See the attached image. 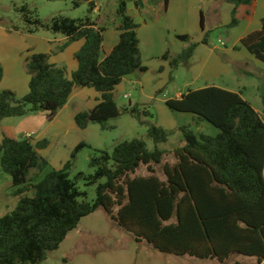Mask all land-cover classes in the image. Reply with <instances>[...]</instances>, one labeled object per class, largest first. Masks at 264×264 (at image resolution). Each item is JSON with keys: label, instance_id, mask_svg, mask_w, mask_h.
Listing matches in <instances>:
<instances>
[{"label": "trees", "instance_id": "1", "mask_svg": "<svg viewBox=\"0 0 264 264\" xmlns=\"http://www.w3.org/2000/svg\"><path fill=\"white\" fill-rule=\"evenodd\" d=\"M139 12L142 0H117L116 16L121 32L119 43L102 59L105 27H99L92 15L95 0H72L74 8L87 3L88 16L71 19L57 15L48 24L32 13L25 15V32L36 34L45 29L68 39L65 44L84 40L76 54L78 69L71 75L66 68L49 62L48 54H31L24 62L30 76L29 92L19 98L11 90L0 92V122L7 118L44 113L52 121L67 104L75 88H93L101 93V102L91 111L75 117L79 129L91 124L106 131L121 115L115 95L123 79L144 73L138 28L129 15V2ZM256 0H227L235 6L229 28L239 24L237 9ZM164 11L170 0H163ZM26 12H28L27 9ZM205 29L204 18L201 22ZM18 29V28H17ZM210 32L202 44L208 45ZM187 46L178 55L167 52L162 59L173 69L186 65L198 44L189 36H178ZM256 60L264 64V22L260 30L241 40ZM253 75L250 72H247ZM3 68L0 67V83ZM264 105V94H262ZM167 107L174 112L190 114L193 122L208 123L218 130L215 136L197 134L192 125L179 128L183 143L173 149L174 163L164 162L167 151L159 145L169 141V132L146 120L151 112L139 105L125 110L148 128L155 148L150 151L143 139L124 141L110 153L96 151L89 165L94 174L71 178L79 144L70 160L59 170H52L42 180L49 162L39 154L50 142L44 139L0 142V163L12 177L14 194L19 197L15 209L0 217V264H42L49 253L59 249L66 237L77 229L81 220L99 210L137 243L146 242L157 252L191 257L199 261L226 264L233 256L264 261V119L241 93L218 87L190 90L180 99H169ZM264 111V110H263ZM163 165L164 179L156 166ZM146 167L147 176H136ZM105 179V183H99ZM79 181L96 185L94 202L86 200ZM32 192V196H29ZM235 264H241L236 262Z\"/></svg>", "mask_w": 264, "mask_h": 264}, {"label": "crops", "instance_id": "2", "mask_svg": "<svg viewBox=\"0 0 264 264\" xmlns=\"http://www.w3.org/2000/svg\"><path fill=\"white\" fill-rule=\"evenodd\" d=\"M114 1V15L116 16L117 0ZM142 1L144 3L142 13L133 4L129 5L128 11L129 15L139 25L137 34L143 65L148 67L155 59L170 52L169 45H175L173 55L180 54L187 44L181 41L178 36L190 37L197 34L199 24L201 27L199 36L197 39H193V42L199 44L194 56L199 55L202 49L203 54L207 56V66L204 65L201 70L191 69L189 80L191 84L195 81H202L205 79L206 69L210 68L206 79L208 82H213V85L207 83L205 88L217 87L215 81L224 79L225 74L220 73V69H225L226 74H229L231 70L228 65H224L215 56L216 47L212 49L210 54H207L208 46L199 43L203 40L204 34L211 30L227 28L225 39L220 38L219 42L224 46V52L231 56L229 57L231 62L241 63L243 59L235 55L234 51L238 50L239 46L242 47L241 40L244 37L260 30L264 22V0H256L251 5L238 7L236 17L239 24L234 28H229V25L235 6L227 0H170L166 12L164 11L163 0ZM94 15V20L98 26L106 28L102 52V59H104L119 43L121 34L118 30L119 20L114 17L112 25L109 24L108 19L111 17L106 13L103 14L97 3ZM202 18H204V30L201 26ZM67 42L68 39L62 35L54 38L39 37L37 34H29L23 31L19 27L8 28L0 25V67L3 68L0 92L11 90L19 98L28 94L30 76L25 70L24 62L31 54H48L50 56L49 62L52 65L66 68L68 74L71 75L78 69L79 65L75 56L83 47L84 40L69 43L64 47ZM177 42L179 43L177 44ZM262 67L263 71L257 70L264 73V65ZM161 68L169 71V64L163 63ZM237 73L241 74L240 77L248 74L247 70ZM262 75L264 82V74ZM140 83L141 79L137 74L129 75L116 87L115 95L128 84L138 86ZM218 88L241 93L244 98L243 90L245 87H240L238 84L234 88H230L228 83L224 87ZM260 92L262 99L264 88H261ZM142 94L147 95L144 92ZM183 94L186 93H177L175 99H180ZM147 97L153 98L152 95H147ZM167 100L169 99L163 100L166 107ZM100 102L101 93L95 89L75 88L67 104L52 121H48L44 113L21 118H7L1 121L0 142L4 137L20 140L26 138L27 134L33 135L31 140L34 144L48 139L49 146L39 151V154L49 162L48 168L38 179L40 181L52 170L63 168L70 160L75 148L79 144L87 142L82 133L89 127L85 130L79 129L75 117L80 112L93 110ZM143 105L146 104L143 103ZM144 108L148 109V107ZM256 110L261 114L259 109ZM165 113L170 115L172 119L175 117L166 111ZM181 115V119L185 121L184 124L189 125L190 122H193L192 115L185 113H181ZM200 127L209 130V135L214 133L210 130L208 123H200ZM15 190L12 186V177L3 171L0 163V217L17 206L19 197L15 196ZM28 194L32 196V192ZM240 257L243 259L241 262L239 261L241 264H264V261L259 263L255 258ZM194 261L199 260L191 257L164 255L154 250L146 242L137 243L131 234L113 225L106 214L99 210L83 218L77 229L69 233L59 249L49 253L42 264H196Z\"/></svg>", "mask_w": 264, "mask_h": 264}, {"label": "rangeland", "instance_id": "3", "mask_svg": "<svg viewBox=\"0 0 264 264\" xmlns=\"http://www.w3.org/2000/svg\"><path fill=\"white\" fill-rule=\"evenodd\" d=\"M95 2L98 4L103 14L106 13L111 17L108 19L109 24L112 25L114 17L118 20L114 15V0H95ZM131 4L135 6L134 1L129 2V5ZM24 9H27L28 12ZM27 13H32L34 17H38V19H40L43 23L48 24L51 22L52 18L57 15L65 16L71 19H84L88 16L89 8L87 3H83L79 8H74L72 0H0V25L4 27H19L21 30L25 31V15ZM92 17L94 19L95 15L93 14ZM148 21L149 20L147 19V22ZM200 30L201 27L198 24L197 34L190 36L192 41L193 39H197ZM227 30V28H221L209 31L210 34L208 38L209 43L207 45V54H210L212 49L216 47L215 56L218 57L224 65H228L231 70L229 74H226L224 72L225 69H220L219 72L225 74L224 79L216 80L215 83L217 87H224L227 83L230 88H234L237 84L240 87H245V90H243L244 98L248 100L256 109L260 110L264 119V105L260 97V89L264 88V82L262 81L263 75L261 76V74L264 73L259 72L262 70V66L264 64L258 60L256 61V59L246 49L240 46L238 50L234 51V54L243 59L242 62H231L229 58L231 56L224 52V46L219 42L220 38L225 39ZM36 34L39 37H60V34H55L45 29L39 30ZM179 42H177V44ZM199 43L202 44V41ZM169 49L172 54L175 50V45H169ZM200 52L201 53L199 55H195L188 64L180 65L177 69H173L169 62L163 60L161 57L150 63L146 72L136 73L137 76H139V79H141V83L138 86L128 84L116 94L117 106L121 115L109 122V124L114 128L104 131L101 129L100 125L91 124L86 131H83L82 136L87 141L86 144L90 147H85L78 153L77 159L71 170V178L73 179L79 173H84L86 176L94 174L95 170L89 165L90 157L94 155L98 156L99 154L96 151L106 150L111 153L114 147L121 142L131 141L136 138L143 139L147 143L148 149L150 151L154 150L155 145L148 137L147 126L141 125L137 119L125 112L131 104L132 106L139 105L142 109H144V107H148L152 117L146 118V120L159 127L164 125L162 128L164 127L163 129L170 134L169 141L166 144L159 145V147L168 152L164 162L174 163L175 159L173 156V149L179 147L184 142L183 136L179 132V128L186 124H184L185 121L181 119L182 117H180L182 116L181 113L170 111L163 103V100L175 99V95L179 92L187 93L190 90L200 88L204 89L207 83H209L208 85H213V82H208V79H206L210 68L206 69L204 75L205 79L202 81H195L191 84V81L189 80L191 69L201 70L204 65L207 66V56L203 54L202 49ZM163 63L169 64V71L166 69L162 70L161 66ZM245 70L253 75L247 74L240 77L241 74L237 72H245ZM235 79L238 83L237 81L235 82ZM143 92L147 95H152L153 98L143 95ZM143 103L146 105H143ZM165 111L168 112V114H173L175 117L173 119L170 118V115H167ZM190 124L197 134L209 133V130L201 128L197 122H190ZM209 128L212 132H214L212 136L218 134V130L215 127L209 125ZM155 168L157 170V175L164 179L163 165H158ZM148 174L147 168L141 167L135 175L147 176ZM105 181V179H102L99 183H105ZM98 184L87 186L86 182L79 181L78 187L82 192L87 193L86 200L88 202L95 201ZM242 260L243 259L240 256H233L226 264H235L236 262H241ZM194 263L216 264L215 261H194Z\"/></svg>", "mask_w": 264, "mask_h": 264}, {"label": "built area", "instance_id": "4", "mask_svg": "<svg viewBox=\"0 0 264 264\" xmlns=\"http://www.w3.org/2000/svg\"><path fill=\"white\" fill-rule=\"evenodd\" d=\"M26 138H27V139H32V138H33V135H32V134H27V135H26Z\"/></svg>", "mask_w": 264, "mask_h": 264}]
</instances>
